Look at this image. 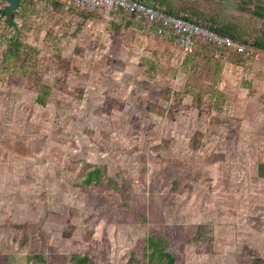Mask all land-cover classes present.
<instances>
[{
  "label": "rangeland",
  "instance_id": "1",
  "mask_svg": "<svg viewBox=\"0 0 264 264\" xmlns=\"http://www.w3.org/2000/svg\"><path fill=\"white\" fill-rule=\"evenodd\" d=\"M21 1V7L15 11L16 33L13 27H2L0 17V59L11 48L12 36L22 43L16 56L10 55L6 65L0 64V252L9 256V263L25 264L26 256L35 251L37 237L40 253L54 251L60 256L83 252L88 244L105 240L108 260L117 264L132 243H141L148 227L160 230L164 223L189 225L191 234H195L197 226L202 228L205 246L200 245L201 250H197L194 242L187 244L183 264H244L240 257L244 246L264 259V179L254 177L256 160L248 158L237 164L227 158L212 163L208 154L220 152L223 147L222 126L199 122L194 107L176 113L173 118L148 113L145 100L135 90V97L126 98V107L110 116L102 114L99 108L105 89L97 90L98 86H94L98 92L95 90L90 111L84 108L83 101L70 95L73 85L66 87V94L52 90L46 107L37 105L28 70L36 66L40 81L49 85L55 82L48 76L53 69H67L66 81L69 79L75 87L84 75L91 76L90 82L94 84L100 71L92 65V59L87 58L89 63H84L85 52L95 49L98 40L107 35L100 26L94 29L95 33L89 30L90 35L86 36L87 21L79 14L81 9L72 13L68 5L62 7L51 0ZM169 3L178 9L196 10L202 17L212 16L220 23L236 24L250 41L264 36V18L255 16L264 12V0ZM112 26L105 33L111 36L113 44L131 40L126 33L114 39L111 32L116 34L120 28ZM80 32L84 33L79 36ZM255 54L264 56L256 49ZM182 70L185 78L181 83L185 84L192 68L183 64ZM201 73V81L206 84L210 78L206 66ZM124 79L119 82L122 92L129 81L128 77ZM125 90L131 91V86ZM184 98V104H189V99ZM228 116H232L231 111L225 109L221 116L223 126L230 122ZM134 118L141 121V149L157 141L153 136L168 140L158 150L161 162L149 165V169L134 152L130 124ZM148 123L153 125V135L146 131ZM194 129L203 133L198 151L189 148ZM103 131L108 138L102 135ZM79 140L78 148L73 142ZM242 148L245 144L240 145L239 149ZM85 160L105 167L109 176L122 171L125 178L137 183L139 192L132 193L129 210L112 214L96 189L78 188ZM172 160L191 168L200 178L190 180L191 172H174ZM161 168L165 172H159ZM174 177L185 179L184 192L164 193L163 181ZM144 198L147 221L136 222L137 209ZM252 209L254 216L262 219L260 225L247 223L246 212ZM97 250L99 258L105 260L106 253Z\"/></svg>",
  "mask_w": 264,
  "mask_h": 264
},
{
  "label": "trees",
  "instance_id": "2",
  "mask_svg": "<svg viewBox=\"0 0 264 264\" xmlns=\"http://www.w3.org/2000/svg\"><path fill=\"white\" fill-rule=\"evenodd\" d=\"M2 1L4 2V4L0 6L2 27H5L6 30L13 27L15 28L16 33L17 22L15 20V11L21 7L22 1ZM51 1L59 4V6L65 7V4L59 2L58 0ZM140 1L153 7L160 8L167 14L180 16L185 20L196 18L202 25L213 30L218 35L228 36L235 43L245 44L253 47L259 52H264V41H262V38H254L250 41L244 36L242 30L236 24L220 23L212 18V16L202 17V15L196 10H191L186 7L178 9L175 6H171L169 0ZM70 8L71 7H67V9ZM74 8L78 10V8ZM181 10L184 12L179 13ZM79 14L84 15V19L98 17L100 15L99 11L93 12L88 10H81ZM255 16L263 19L264 12H257L255 13ZM153 30L157 32L156 25ZM11 38V48H9V50H7L0 59V64L3 66L8 63L10 55L14 57L18 54H16V52L22 46V43L15 38V35ZM222 52H224V50ZM250 59L251 58H248L245 54H238L236 51L231 50L228 52L226 62H230L235 65H245ZM183 64L184 66L188 64L189 67L192 68V71L183 86V90L174 91L169 85H153L151 97L144 101L146 111L157 116L173 118L176 113L194 107L198 111L197 119L199 122L204 123L206 126H220L219 116L223 113V109L226 104V96L221 90H219L218 84L221 81L224 63L221 61L220 57L215 55V50L211 45L192 42L190 51L185 52L182 66ZM204 66L207 67V70L210 73V78L208 80L210 81V84L208 81L206 84H203L201 81L203 79L201 71ZM15 68L16 67L13 66L12 71H14ZM35 69L36 66H33V68L31 67L28 70L27 77L33 81L30 82V85L32 86L30 87L34 88V91H36V104L41 107H46L51 97L52 90L55 89L59 92L66 91V78L69 71L67 69H53L49 71L48 76L55 80L52 85H49L40 81V74L36 72ZM23 72L25 73L26 70H23ZM83 79L86 80L87 76L84 75ZM57 82L59 83L58 85H56ZM83 90L84 89L81 87H74L70 94L77 99H81L83 98ZM185 96L189 99V104H184L183 98ZM125 107L126 103L120 102L116 98L106 95L101 106V111L103 114L110 116L113 112L123 110ZM130 124L132 126L131 140L133 141V144L136 145V147H134V152L138 153L140 161L143 163L146 162L148 169L150 168L149 165L161 162L162 157L159 155L158 150L165 144H168V140L154 134L156 136L153 137L157 141L147 146L146 149H141V121L139 118L130 119ZM152 128L153 125L148 123L146 126L147 133H152ZM102 135L106 138L109 137L104 131ZM202 135L203 133L198 132L197 129L192 131L189 140L190 150L198 151L200 149L202 142L199 138ZM237 139V133L232 128H226L225 146L228 151H235ZM73 143L78 146V142ZM214 157L219 159L222 155H210L212 160ZM172 161L174 172H191L189 178H200L191 168L182 167L184 164L181 166L177 161ZM166 164L168 165L170 162ZM165 167L166 166L164 165V168ZM163 169L161 168L159 172H165ZM106 171L105 167L99 168L95 164L89 163L86 160L83 161L82 181L78 184V188L81 190H84L87 187L96 189L98 193L104 197L107 206L112 210V214L129 210L130 199L133 195L132 193L139 192L137 183H133L132 180L125 178V176L120 173L122 171H117L114 176H109ZM257 174L258 177L264 178V164L258 165ZM192 178H190V180ZM163 182L166 183L163 189L166 194L177 195L184 192L185 179L174 177L173 179L164 180ZM140 203L141 204L137 209L135 219H137L136 222L145 223L147 221V211L144 205L147 204V201L144 198ZM246 221L249 224L260 225L262 219L254 216L252 209L246 212ZM43 222L44 221L41 220V223ZM15 226L21 227L20 224H15ZM202 235L201 226L196 227L195 234H191V228L189 225L187 226L179 223H164L162 229L160 230L148 227L147 234L142 238L141 243L138 245L136 242L132 243L124 251L117 264H183L182 254L187 244L194 242L197 250H201L200 245L204 244L205 246L204 236ZM95 244L96 245L92 246L88 244L87 249L83 252H75L69 256H60L54 251H48L42 254L39 252L40 239L34 237L33 248H35V251L26 256L25 264H111L108 260L109 250L107 242L105 240H101ZM98 248L99 252L103 251L106 253L105 260H101L99 258ZM240 257L243 258V261L245 262L244 264H264V259L258 252L245 246ZM0 264H10L9 256L0 252Z\"/></svg>",
  "mask_w": 264,
  "mask_h": 264
},
{
  "label": "crops",
  "instance_id": "3",
  "mask_svg": "<svg viewBox=\"0 0 264 264\" xmlns=\"http://www.w3.org/2000/svg\"><path fill=\"white\" fill-rule=\"evenodd\" d=\"M70 9L72 13L78 11L74 7ZM86 21L84 27L86 36L89 37V30L95 33L94 29L100 26L99 29L107 35V37L101 38L102 41L98 40L95 49L85 52L87 56L84 63H89V61H86L87 58L92 59V65L100 71L98 74L96 73L94 84H91V76L89 75L86 80L81 78V83L78 84V87L84 89L83 98L78 100L83 101L84 108L88 109L87 111H90L93 106L92 100L96 90L94 86H98L97 90L99 87L101 90L105 89L104 93L102 92V98L99 99L101 101L100 110L106 95L128 104L126 98L128 96L135 97V95L132 96L134 90L137 95H141L143 100L151 97L152 86L155 84L169 85L174 91L177 89L178 91L183 90L184 83L181 82L185 78V73L182 70V61L185 52L180 45L158 35L153 30L155 24L149 26L143 19H139L134 15L126 16L120 23L106 24L103 22L101 15L86 19ZM111 25H113V29L114 27L120 28L119 31H116V34L114 30L111 32L112 35L114 34V39L120 37V34L126 33V38L131 37V40L122 43V45L113 44L111 36L105 33L106 28L108 27L107 30H109ZM122 26L125 28H121ZM83 33L80 32L79 36ZM91 39L93 37L89 40ZM223 63V74L218 88L225 94L226 104L223 114L219 116L220 126H216L217 128L222 126L224 129L223 147L220 152L209 153L207 158L211 161L210 155L221 154V158H215L211 162H224L227 158H230L234 159L237 164L249 160L248 158H253V160H256L254 177L262 179L258 177L257 167L259 164H264V56L255 54L245 65H235L230 62ZM124 76L128 77L129 80V86L127 85L125 89L131 86V91L124 89V92H122V85L119 82L125 78ZM68 81L70 80L67 79L66 87L77 86ZM175 81H178V83ZM176 84H179V87ZM97 90L96 92H98ZM62 93L66 94V92ZM225 109L227 111L229 109L232 116H228L230 122L223 126L221 116L223 117ZM228 127L232 128L238 135L235 151H228L225 146V133ZM242 144H245V148L239 149ZM79 146L80 140L78 148Z\"/></svg>",
  "mask_w": 264,
  "mask_h": 264
},
{
  "label": "built area",
  "instance_id": "4",
  "mask_svg": "<svg viewBox=\"0 0 264 264\" xmlns=\"http://www.w3.org/2000/svg\"><path fill=\"white\" fill-rule=\"evenodd\" d=\"M65 5L81 10L99 11L106 24L120 23L126 16L134 15L147 24H155L157 34L180 45L184 52L191 49L192 42L211 45L215 55L222 62L227 61L228 52L236 51L248 58L255 56V49L245 44L235 43L228 36H220L202 25L196 18L185 20L180 16L167 14L160 8L145 4L140 0H58ZM224 50V52H222Z\"/></svg>",
  "mask_w": 264,
  "mask_h": 264
},
{
  "label": "flooded vegetation",
  "instance_id": "5",
  "mask_svg": "<svg viewBox=\"0 0 264 264\" xmlns=\"http://www.w3.org/2000/svg\"><path fill=\"white\" fill-rule=\"evenodd\" d=\"M261 38H262V41H264V36H262Z\"/></svg>",
  "mask_w": 264,
  "mask_h": 264
}]
</instances>
